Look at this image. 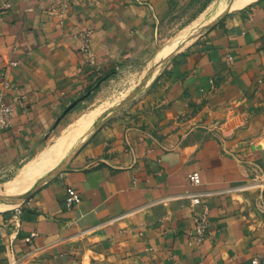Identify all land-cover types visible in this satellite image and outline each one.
Returning <instances> with one entry per match:
<instances>
[{
  "label": "crops",
  "instance_id": "crops-1",
  "mask_svg": "<svg viewBox=\"0 0 264 264\" xmlns=\"http://www.w3.org/2000/svg\"><path fill=\"white\" fill-rule=\"evenodd\" d=\"M174 2L0 0V101L13 105L0 177L75 120L100 82L155 54ZM230 9L158 71L150 114L106 119L0 211V264L264 260V0ZM68 188L80 203H66ZM204 208L209 233L197 244L189 233Z\"/></svg>",
  "mask_w": 264,
  "mask_h": 264
},
{
  "label": "rangeland",
  "instance_id": "rangeland-1",
  "mask_svg": "<svg viewBox=\"0 0 264 264\" xmlns=\"http://www.w3.org/2000/svg\"><path fill=\"white\" fill-rule=\"evenodd\" d=\"M234 1L178 0V2H174L172 19L167 22L164 30L158 36L155 54L148 57L146 63L134 65L130 68H123L112 78L100 82L94 89L93 94L85 98L82 104V113L104 106L111 108L108 118L121 117L126 114L136 119L145 114H150L158 99L151 97L150 94H146L145 89L154 79L155 75L172 55L191 42L203 27L209 25L217 18L219 13L228 9L226 14L234 12L236 9H230L233 8ZM218 11L219 13H217ZM148 79L149 81H147ZM156 93L158 94L159 91ZM61 131L56 130L53 134H50L47 138L46 146L55 140ZM28 162L21 164L7 175L0 177V189H3L11 179L23 176ZM50 174L44 173L37 178L39 180L36 181L35 186L45 181ZM23 189L24 187H21V190ZM13 196L11 194H0V201L11 203Z\"/></svg>",
  "mask_w": 264,
  "mask_h": 264
},
{
  "label": "bare ground",
  "instance_id": "bare-ground-1",
  "mask_svg": "<svg viewBox=\"0 0 264 264\" xmlns=\"http://www.w3.org/2000/svg\"><path fill=\"white\" fill-rule=\"evenodd\" d=\"M253 1L255 0H235L232 7L241 8ZM217 13H219V11ZM221 14L222 13H219L217 17ZM147 81H149V79ZM109 113H111V108L104 106L97 107L83 112L75 120L68 124L55 140L43 148L26 165V170L23 176L11 179L7 182L3 189H0V194L14 195L11 203L0 201V211L18 204L28 195L36 181L39 180L37 178L42 176L44 173L52 174L57 169V166H60L64 162L68 151L84 142L87 137L108 118ZM21 187H24V189L21 190Z\"/></svg>",
  "mask_w": 264,
  "mask_h": 264
},
{
  "label": "built area",
  "instance_id": "built-area-1",
  "mask_svg": "<svg viewBox=\"0 0 264 264\" xmlns=\"http://www.w3.org/2000/svg\"><path fill=\"white\" fill-rule=\"evenodd\" d=\"M68 5L67 2L63 4V7ZM91 38V31H84L81 34L82 44H81V52L86 56L89 63H92V59L90 57V49H89V40ZM11 66H16V62H11ZM13 118V105L10 103H5L0 101V132L6 130L10 127ZM189 182L193 185H198L200 183V175L198 172H194L189 176ZM67 200L66 203L68 205L78 204L81 202V196L78 192L73 190L72 188L67 189ZM193 204L201 205V199L199 197L193 198ZM209 233V225H208V212L204 208L200 213L197 214L196 225L192 232L189 233L191 241L199 244L201 243L205 237ZM36 236L35 233H31L28 237L25 238L27 242H31L32 239ZM250 264H264V260L258 257H255L251 260Z\"/></svg>",
  "mask_w": 264,
  "mask_h": 264
}]
</instances>
